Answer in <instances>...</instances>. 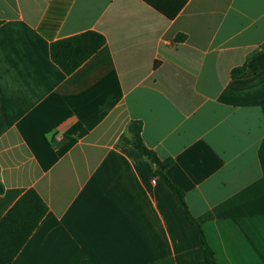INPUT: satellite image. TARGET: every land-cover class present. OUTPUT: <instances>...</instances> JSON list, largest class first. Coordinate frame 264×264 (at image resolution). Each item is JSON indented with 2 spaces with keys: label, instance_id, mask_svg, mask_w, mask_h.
Segmentation results:
<instances>
[{
  "label": "crops",
  "instance_id": "obj_1",
  "mask_svg": "<svg viewBox=\"0 0 264 264\" xmlns=\"http://www.w3.org/2000/svg\"><path fill=\"white\" fill-rule=\"evenodd\" d=\"M88 31L66 76L50 43ZM263 42L264 0H0V220L48 207L11 264H206L131 121L217 264H264Z\"/></svg>",
  "mask_w": 264,
  "mask_h": 264
},
{
  "label": "trees",
  "instance_id": "obj_2",
  "mask_svg": "<svg viewBox=\"0 0 264 264\" xmlns=\"http://www.w3.org/2000/svg\"><path fill=\"white\" fill-rule=\"evenodd\" d=\"M184 37V35L178 36L176 42L182 41ZM105 42L104 36L94 31L60 39L50 43V59L66 76H69L92 57ZM260 48L264 51V42ZM259 53V51H255L249 58L255 57ZM241 71L240 67L233 69L231 77L236 78ZM141 132V123L131 121L127 126V134L122 138L121 143L130 145L154 165V175L173 194L177 207L199 238L205 263L217 264L214 252L206 241L202 224L190 213L184 192L166 176L165 171L172 164V159L161 160L152 149L144 144ZM3 192L4 187L0 183V195ZM47 212V205L33 188L27 189L18 198L0 220V264L13 262Z\"/></svg>",
  "mask_w": 264,
  "mask_h": 264
}]
</instances>
